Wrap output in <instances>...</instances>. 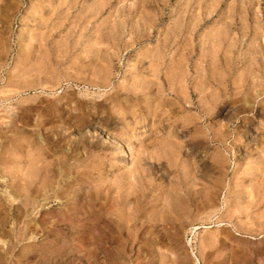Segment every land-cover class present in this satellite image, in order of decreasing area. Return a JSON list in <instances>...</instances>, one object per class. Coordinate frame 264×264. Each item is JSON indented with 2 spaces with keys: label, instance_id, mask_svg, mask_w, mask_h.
I'll return each instance as SVG.
<instances>
[{
  "label": "rangeland",
  "instance_id": "1",
  "mask_svg": "<svg viewBox=\"0 0 264 264\" xmlns=\"http://www.w3.org/2000/svg\"><path fill=\"white\" fill-rule=\"evenodd\" d=\"M0 264H264V0H0Z\"/></svg>",
  "mask_w": 264,
  "mask_h": 264
},
{
  "label": "bare ground",
  "instance_id": "2",
  "mask_svg": "<svg viewBox=\"0 0 264 264\" xmlns=\"http://www.w3.org/2000/svg\"><path fill=\"white\" fill-rule=\"evenodd\" d=\"M59 189H61L60 186H59ZM62 190H65V187H62ZM120 198L121 199H118L117 203L115 204V208H116L115 210L117 211V213L115 211H113L114 210L113 209L114 206H112L113 210L110 209L109 212H107V215L105 217H103V219L105 218L104 220L110 226L109 229L107 227L108 231H107V234H106V242H107L108 245H112L114 243L116 244V239L120 238V236L122 234V231L125 228L128 229L129 227L134 226V223H136L135 222L136 210L128 209L130 204H131V201H128L127 200L128 198H126V197H124L125 199L123 197H120ZM196 200H197L196 198H193L192 201H196ZM124 208H125V211H123ZM113 213H116V214H113ZM126 213L128 215V219H126L127 221H124V219H123L124 217L123 216ZM174 213L181 218L183 216V209L176 210V211H174Z\"/></svg>",
  "mask_w": 264,
  "mask_h": 264
}]
</instances>
